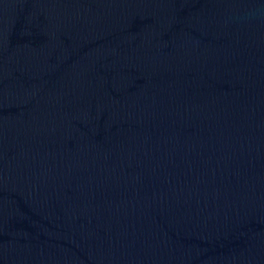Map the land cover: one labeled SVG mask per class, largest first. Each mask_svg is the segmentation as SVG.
Returning a JSON list of instances; mask_svg holds the SVG:
<instances>
[{"label": "water", "instance_id": "obj_1", "mask_svg": "<svg viewBox=\"0 0 264 264\" xmlns=\"http://www.w3.org/2000/svg\"><path fill=\"white\" fill-rule=\"evenodd\" d=\"M0 264H264V0H0Z\"/></svg>", "mask_w": 264, "mask_h": 264}]
</instances>
